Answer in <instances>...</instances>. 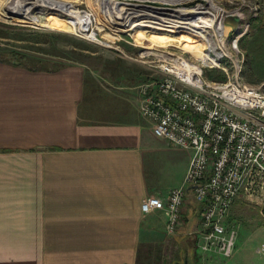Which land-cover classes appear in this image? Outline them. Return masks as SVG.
<instances>
[{"label":"crops","instance_id":"1","mask_svg":"<svg viewBox=\"0 0 264 264\" xmlns=\"http://www.w3.org/2000/svg\"><path fill=\"white\" fill-rule=\"evenodd\" d=\"M107 70L0 58V264H159L168 242L177 256L164 264H251L201 250L193 188L168 238L192 151L157 137L136 84ZM149 196L163 207L145 213Z\"/></svg>","mask_w":264,"mask_h":264},{"label":"built area","instance_id":"2","mask_svg":"<svg viewBox=\"0 0 264 264\" xmlns=\"http://www.w3.org/2000/svg\"><path fill=\"white\" fill-rule=\"evenodd\" d=\"M118 1L113 4V0H96L105 14L104 27L120 40L125 31L117 27L121 19L116 17ZM131 2L139 4V10L156 11L157 14L164 12L163 6L167 5L161 0ZM196 6L208 14L205 17L214 19L212 26L204 27L205 32L213 31L217 41L222 38L220 41L225 47H221V52L215 48L209 51L218 64L206 63L203 58L195 61L184 54L164 49H152L156 51L147 54H152L160 62L158 71L162 77L158 81H145L139 85L140 112L152 123L157 137L192 151L182 183L171 189L168 196V233L174 234L179 230L186 194L189 188H193L196 200L201 204L199 247L205 252L228 258L234 254L238 234L236 227L228 223V217L240 193L244 192L260 204V213L264 218V82L253 86L241 77L238 41L247 33L249 23L243 26V30L230 26L224 37L222 32L216 33L213 29L221 23L222 29L227 26L223 18H219V12L205 11L201 4ZM74 10L78 12L76 16L66 11L72 18L71 26L78 27L82 34L80 30L86 22L90 32L94 33L95 40H89H99V32L93 24V11ZM81 13L85 16L81 17ZM231 31L238 32L232 45L227 38ZM222 59L226 60L225 65H222ZM207 68H221L228 74V79L205 78ZM162 207L163 202L158 196L143 199L145 213ZM257 252L264 256V243L257 248Z\"/></svg>","mask_w":264,"mask_h":264},{"label":"rangeland","instance_id":"3","mask_svg":"<svg viewBox=\"0 0 264 264\" xmlns=\"http://www.w3.org/2000/svg\"><path fill=\"white\" fill-rule=\"evenodd\" d=\"M8 1L2 0V6H5ZM61 1L67 6L60 11L39 6L27 15H6L0 10V56L13 63L33 68H55L71 63H85L97 73L99 78H106L109 74L107 67L112 66L114 76L120 75L125 78V82H132L138 88L145 81H158L162 77L158 71L160 62L152 54H147L156 51L152 49H164L201 61L208 49L201 39L210 41L212 48L218 52H221V47L224 46L220 41L222 38L220 37L217 41L213 31L207 33L203 28L202 33L194 37V34L182 27H175L168 21L160 25L151 24L149 19L153 18L146 19L147 17L144 16H135L140 18H133L132 26L118 25L120 31H125L122 34L123 38L118 40L115 37L117 35L104 27L105 14L96 0ZM197 4H201L205 11L219 12V18H223L225 24L229 27L233 26L235 30L239 27L243 30L245 29L243 26L249 23L247 33L238 41L240 52H237V56L242 65L241 77L250 85H262L264 82V0H184L182 5H164L162 11L168 15L163 13L159 15L165 17V20L171 19L170 21L173 20L172 18L190 19L199 14L186 11ZM74 8L93 11L95 16L93 24L95 30L99 32V40H89L83 37L78 27L71 26L72 18L66 14V11L69 15H76L78 12ZM181 9L186 11H178ZM232 13L240 15L231 16ZM200 15L208 16L207 13H200ZM141 20L142 22H139ZM146 20H149L148 23L143 22ZM213 24L211 23L210 26ZM220 26L221 24L217 27L213 26V29L216 31ZM68 29L71 31H65ZM237 33L233 31L229 33L227 38L231 45ZM165 34L173 38L165 41ZM221 62L225 65L226 60L222 59ZM134 69L135 74L131 75ZM204 76L209 80L228 79V74L221 68H207ZM260 209L258 202L251 200L242 192L233 204L228 217V223L230 226H235L238 233L235 245L237 256L251 264H264V256L257 252V248L264 243V218ZM177 232L171 234L167 231L168 238L176 235ZM177 246L176 242L173 246L168 242L167 252L162 251L159 264L174 258Z\"/></svg>","mask_w":264,"mask_h":264},{"label":"bare ground","instance_id":"4","mask_svg":"<svg viewBox=\"0 0 264 264\" xmlns=\"http://www.w3.org/2000/svg\"><path fill=\"white\" fill-rule=\"evenodd\" d=\"M114 1L115 0H113V4H114ZM116 1H118V0H116ZM124 1H126V2L124 3ZM131 1L132 0H119L118 2L120 4L116 5L117 10H119V11L116 10V12L118 14V16H116V17L121 18L118 20L119 23L117 22L119 26H132V24L134 22L133 18L135 16L152 17L153 18L152 20L147 18L150 20L151 24L157 25V23H158V25H160V24L169 22L170 24L172 23L175 27H182L183 29H185L189 33L194 34L195 35L194 37H197L198 34L202 33L204 27L210 26V24L213 23V21H214L213 18L210 20L209 18H205L203 15H200V13H203V11L200 10L199 6H195L188 11H186L185 9L178 10V11H182V12L186 11V12L198 13L199 15H195L190 19H186V18L174 19V18H172L173 20L170 21L171 19L165 20V17L159 15L161 13L166 15L165 12H161V13L157 14V13H155L156 11H154V13H152L149 10H146V11L139 10V8H138V7H140L139 4H136V3L131 2ZM149 1L151 2V1H157V0H149ZM161 1H163L167 5H182L184 0H161ZM1 2H2V0H0V10L6 15L7 14L8 15L26 14L27 15V14L31 13L34 8H37L39 6L43 7V8L54 9V10H59V11L61 9H64L65 6H67V4L61 0H9L5 6H2ZM121 3H122V5H121ZM139 11H141V13H139ZM71 16H73V15H71ZM74 16H76V15H74ZM82 16H85V15L81 14V17ZM34 19H35V17H34ZM154 19H157V20H154ZM149 20L144 21V23H148L147 21H149ZM166 21H168V22H166ZM118 25H117V27H118ZM87 26L88 25L86 24V22H84L83 26L81 27L80 31L82 32L83 37H86L88 39H94V37H93L94 33L90 32L89 28ZM229 29H230L229 26H224L222 29V23H221L220 28H218V30H216V31H217V33L222 32L224 37H225L228 34ZM65 31L70 32L71 29H68ZM141 37H142V35H141ZM143 37L144 38H150V37H145V36H143ZM164 37H165L164 38L165 41L168 38H173L172 36H170L168 34H165ZM201 40L205 44V46L208 48L205 55L203 56V59L205 60L206 63L209 62V63L217 65L218 60L214 59V57L210 56V54H209V51L213 50L212 44L210 43V41L207 42L206 40H203V39H201ZM98 42L102 43L101 41H98ZM218 55H220V53H218Z\"/></svg>","mask_w":264,"mask_h":264},{"label":"trees","instance_id":"5","mask_svg":"<svg viewBox=\"0 0 264 264\" xmlns=\"http://www.w3.org/2000/svg\"><path fill=\"white\" fill-rule=\"evenodd\" d=\"M0 58H2V59H3V57H1V56H0ZM3 60H6V59H3Z\"/></svg>","mask_w":264,"mask_h":264}]
</instances>
